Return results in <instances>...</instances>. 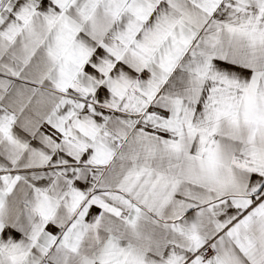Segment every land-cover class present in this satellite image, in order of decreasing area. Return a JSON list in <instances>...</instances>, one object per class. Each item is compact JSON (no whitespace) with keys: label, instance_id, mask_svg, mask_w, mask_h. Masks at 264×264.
Wrapping results in <instances>:
<instances>
[{"label":"snow or ice","instance_id":"1","mask_svg":"<svg viewBox=\"0 0 264 264\" xmlns=\"http://www.w3.org/2000/svg\"><path fill=\"white\" fill-rule=\"evenodd\" d=\"M0 264H264V0H0Z\"/></svg>","mask_w":264,"mask_h":264}]
</instances>
